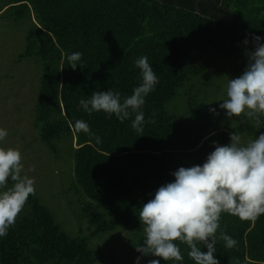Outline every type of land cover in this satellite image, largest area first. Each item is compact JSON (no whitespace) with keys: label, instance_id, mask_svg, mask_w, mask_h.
<instances>
[{"label":"trees","instance_id":"16d2710c","mask_svg":"<svg viewBox=\"0 0 264 264\" xmlns=\"http://www.w3.org/2000/svg\"><path fill=\"white\" fill-rule=\"evenodd\" d=\"M0 22L27 29L18 61L32 59L39 70L35 128L54 153L59 151L55 142L71 137L72 180L63 192L76 197L79 223L94 229L90 239L64 232L35 187L0 237V264H136L138 257L140 264H149L160 259L136 251L143 243L142 205L174 179L179 167L202 164L213 145L229 144L234 132L243 143L264 133V115L253 117L256 125L248 131L244 125L234 132L216 128L204 87L208 81L199 84V76L219 59L247 66L252 37H264V0H0ZM74 52L82 56L71 68L67 56ZM145 55L159 78L142 108L145 121L152 117L154 123H145L138 133L131 119L121 123L114 115L82 109L79 101L95 91L130 95L141 83L135 60ZM76 120L86 121L90 130L77 131ZM111 217L115 221L109 222ZM117 223L122 235L127 233L119 247L128 259L124 263L116 249L90 248V240L115 231ZM219 223L215 258L220 264H264V215L253 221L225 212ZM221 232L236 245L226 247ZM176 243L182 264H194L187 245ZM197 246L206 251L202 243ZM160 264L181 262L161 259Z\"/></svg>","mask_w":264,"mask_h":264},{"label":"clouds","instance_id":"9594fccd","mask_svg":"<svg viewBox=\"0 0 264 264\" xmlns=\"http://www.w3.org/2000/svg\"><path fill=\"white\" fill-rule=\"evenodd\" d=\"M252 40L253 50L246 53L245 70L239 77L228 79L226 98L218 105L229 118L264 115V37L253 36ZM243 43L248 45L249 41L245 39ZM81 56L80 52L67 56L71 68H76ZM135 65L140 70L141 83L130 95L122 98L119 91L112 89L95 91L79 101L82 109L89 115L101 111L108 117L114 115L121 123L131 119L138 133L143 132L145 123H154L152 117L145 121L142 108L159 78L146 55L136 58ZM210 111L215 113L216 108ZM74 128L90 130L84 120H76ZM7 136V129L0 127V237L7 235L9 226L36 191L35 181L23 174L19 149L3 146ZM229 139L227 145L214 144L202 164L179 167L172 173L174 179L161 185L140 208L143 243L136 246V251L160 258L149 264H160L161 259L182 264L184 257L176 241L187 245L188 257L194 264H220L215 258V245L221 214L253 221L264 215V133L247 143L235 132ZM100 142L96 137V143ZM219 238L228 248L237 243L226 232H221ZM198 242L206 251L197 246ZM136 264H140L139 257Z\"/></svg>","mask_w":264,"mask_h":264},{"label":"rangeland","instance_id":"374dc122","mask_svg":"<svg viewBox=\"0 0 264 264\" xmlns=\"http://www.w3.org/2000/svg\"><path fill=\"white\" fill-rule=\"evenodd\" d=\"M26 35L25 27L0 22V127L8 131V136L2 143L3 146L19 149L24 165L23 174L35 181L43 205L55 215L64 232L75 238L82 236L90 239L94 229L85 221L81 225L79 217L74 214L78 210L76 197H70L71 195L63 192L72 180L74 159L70 150L71 137L66 136L55 142L59 151L54 153L41 141L39 131L35 128L34 109L40 87L36 73L38 67L32 59L18 61L19 54L26 46ZM237 64L238 61L234 59H219L199 76V84L204 80L208 81L204 83V87L209 97V111L216 108L215 113L210 111L213 125L229 132H234L240 125H244L247 131L256 125L253 117L242 114L229 118L218 107L226 98L228 79L239 77L246 68L245 63L238 66ZM236 66L238 70L235 69ZM111 218L109 222L115 221ZM121 225L117 223L115 231L90 240V248L108 252L116 249L119 254L117 258L124 263L128 259L123 258L126 255L121 254L123 251L119 250V247L122 246V239H125L127 233L122 235L124 228Z\"/></svg>","mask_w":264,"mask_h":264}]
</instances>
